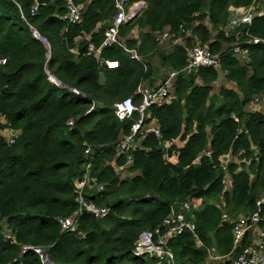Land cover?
Listing matches in <instances>:
<instances>
[{
  "label": "trees",
  "instance_id": "trees-1",
  "mask_svg": "<svg viewBox=\"0 0 264 264\" xmlns=\"http://www.w3.org/2000/svg\"><path fill=\"white\" fill-rule=\"evenodd\" d=\"M142 1L145 9L119 28V43L101 51V59L117 62L108 69L86 51L89 43L101 45L115 15L113 0H75L82 8L77 24L60 19L66 12L61 0H0V129L18 132L12 146L0 137V230L6 225L15 236V243L0 238V264H41L32 252L20 256L22 246L48 250L54 264H150L151 258L132 254L138 234L161 228L173 204L190 198L201 200L194 213L201 245L187 233L169 241L174 264H230L208 256L231 251V225L222 214L247 216L261 194L264 108L253 103L256 98L264 106V46L247 42L264 40V17L226 32L228 9L253 0ZM166 28L185 44L159 46L155 35ZM195 42L220 57L219 71L184 70L186 49ZM232 44L246 48L247 56L225 54ZM153 59L166 69L163 78L169 71L177 77L170 96L145 114L143 125L155 126L159 137L135 136L122 178L115 168L126 159L116 157V146L138 115L120 121L114 104L127 97L140 103L138 87L158 80ZM221 80L226 85L215 91ZM86 147L97 156L93 175L104 185L100 193L87 191L88 199L110 209L102 219L83 214L80 238L62 233L58 220L78 208L72 182ZM228 154L233 160L223 170L220 159ZM243 160L251 161L248 170Z\"/></svg>",
  "mask_w": 264,
  "mask_h": 264
},
{
  "label": "built area",
  "instance_id": "built-area-1",
  "mask_svg": "<svg viewBox=\"0 0 264 264\" xmlns=\"http://www.w3.org/2000/svg\"><path fill=\"white\" fill-rule=\"evenodd\" d=\"M62 6L65 9V14L60 18L67 24H77L81 21L82 8L75 0H61ZM115 15L113 16L110 24L103 32V41L98 48H95L89 43L86 54L94 55L98 59L100 67H106L108 69L117 67V62L109 60H103L100 58L101 51L104 48H108L111 45L119 43L118 30L120 27L132 23L138 15L145 9L146 4L144 1L139 0L130 2V0H113ZM38 6V5H37ZM36 7L33 8L32 14L35 13ZM229 17L224 30H229L240 27L241 25L250 26L254 18L264 17V0H253L252 4L248 7L229 8ZM22 20H25L24 16L20 15ZM29 29L33 36L39 40L47 49L49 44L47 40L39 35V33L31 26ZM180 33H184V30L180 27ZM189 35H187L188 37ZM155 41L159 46L169 45L171 47L175 45H184L185 39L182 37L175 38L170 33L169 29H163L155 35ZM122 44H120L121 46ZM247 45H263L264 40L258 38H252L247 42ZM231 48L224 51L225 54L231 53L244 59L247 56V49L242 45L232 44ZM78 54V51H73ZM131 59H137L134 53L130 54ZM5 59H0V66H3ZM221 65V59L217 55H213L206 46L200 45L195 42L190 48L186 49V67L184 70H196L198 68H213L219 71ZM48 74V73H47ZM177 72L169 71L167 76L161 79L153 86L140 85L137 92L141 98L140 103L135 105L131 97H127L121 102L114 104V115L122 121L132 117L133 114L138 115L136 122L132 124L131 134L123 137L116 146V157L124 156L126 162L124 166L116 167V171L121 175L125 174V167L130 165V151L135 148V136L140 135L141 139L145 138L149 133H155L156 137H159L157 128L155 126L145 127L143 121L145 120L146 112L153 106L160 104L164 99L168 98L172 93ZM48 80L59 86V82L54 77L48 74ZM76 94L74 89H68ZM260 102L255 98L253 107H257ZM234 121L238 120L233 117ZM0 124L4 125V120L0 117ZM74 122L69 120L67 126H73ZM0 137L4 139V142L8 146H12L18 138V132L8 129H0ZM173 145L172 142L165 143L164 148L167 150ZM179 146V144H177ZM210 152H205V156H209ZM96 155L93 154L89 147H86L83 151V161L80 165V173L74 178L73 194L75 201L78 205L77 210L69 217L61 218L58 220V224L62 233L78 234L80 238H84L83 235L78 233L79 219L83 214H88L94 219L105 218L109 214V206H99L88 199L89 190H95L97 192L104 191V185L100 184L93 175V163L96 159ZM173 158V157H172ZM171 158V159H172ZM233 157L228 154L220 159V166L223 170L230 164ZM257 161L258 157H254ZM251 163L250 160H243V164L248 170V166ZM226 179L223 180V183ZM201 200L190 198L187 201L181 203H174L170 209L169 215L163 220L161 228H156L154 231H142L138 234L132 254L135 256H147L153 260L150 264H172L175 260L174 254L169 248V241L175 239L182 234H190L195 237L197 245H201L200 240L197 239L195 231L196 226L194 223V213L199 210ZM222 222L229 223L231 225V251L225 257H215L209 254L208 259L213 262H226L230 264H264V179L261 183V194L255 201L254 209L247 216L238 215L230 217L228 214H222ZM0 238L4 242L15 243V236L6 225H1ZM45 251L42 247L34 246H22L20 250V256L27 252H32L40 259L41 264H45ZM239 251V252H238ZM22 264V263H20ZM54 264V263H50Z\"/></svg>",
  "mask_w": 264,
  "mask_h": 264
},
{
  "label": "rangeland",
  "instance_id": "rangeland-1",
  "mask_svg": "<svg viewBox=\"0 0 264 264\" xmlns=\"http://www.w3.org/2000/svg\"><path fill=\"white\" fill-rule=\"evenodd\" d=\"M153 60H154L152 62L153 63V67H154V69H156V73L158 75V79H160L161 76L165 75L166 69L164 67H161V65H160V63H159V61L157 59H153ZM220 77L222 78V76H220ZM222 85H226V83L224 81H222V80L221 81H218L217 84L214 87L215 91H219V88ZM260 105H262V104L257 105V107H255V109H258V110L260 109V111H263L264 106L261 107ZM182 145H183L182 143L179 144L180 147H182ZM125 175H128V173L125 172L124 175H119V176L120 177L122 176V178H125L126 177ZM174 263L175 262H173L172 264H174ZM164 264H167V263H164Z\"/></svg>",
  "mask_w": 264,
  "mask_h": 264
},
{
  "label": "water",
  "instance_id": "water-1",
  "mask_svg": "<svg viewBox=\"0 0 264 264\" xmlns=\"http://www.w3.org/2000/svg\"><path fill=\"white\" fill-rule=\"evenodd\" d=\"M48 55H49V52H48ZM45 258H46L45 264H50L51 258H50V254L48 250L45 251Z\"/></svg>",
  "mask_w": 264,
  "mask_h": 264
},
{
  "label": "crops",
  "instance_id": "crops-1",
  "mask_svg": "<svg viewBox=\"0 0 264 264\" xmlns=\"http://www.w3.org/2000/svg\"><path fill=\"white\" fill-rule=\"evenodd\" d=\"M157 77H158V75H157ZM162 78H163V77L161 76L160 79L157 80V82H159ZM222 78H223V76H222ZM157 82H156V83H157ZM175 160H176L175 157H173V158L171 159V161H173V162H174Z\"/></svg>",
  "mask_w": 264,
  "mask_h": 264
},
{
  "label": "clouds",
  "instance_id": "clouds-1",
  "mask_svg": "<svg viewBox=\"0 0 264 264\" xmlns=\"http://www.w3.org/2000/svg\"><path fill=\"white\" fill-rule=\"evenodd\" d=\"M110 69H114V67L110 68ZM48 73V72H47ZM80 172V171H79Z\"/></svg>",
  "mask_w": 264,
  "mask_h": 264
}]
</instances>
